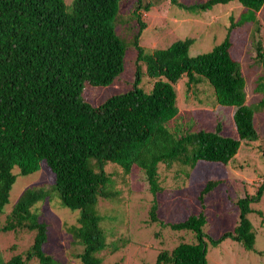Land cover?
I'll list each match as a JSON object with an SVG mask.
<instances>
[{"label":"trees","instance_id":"1","mask_svg":"<svg viewBox=\"0 0 264 264\" xmlns=\"http://www.w3.org/2000/svg\"><path fill=\"white\" fill-rule=\"evenodd\" d=\"M124 1L71 0L67 4L65 0H0V215L9 204L17 178L13 169L27 176L39 171L45 161L54 174L48 189L27 188L12 206L0 230L24 235L30 244L7 260L0 250V264H61L48 253L49 225L36 208L38 203L47 202L52 191L62 208L79 211L76 224L68 228L71 246L76 249L73 256L79 264H102L105 250L113 253L124 247L125 240L107 243V238L115 235L104 223L118 218L99 213V199L111 197L104 162L114 163L126 173L137 167L151 194L156 195L160 192V163L177 161L192 168L199 162L228 165L242 141L258 138L254 116L264 111V83L256 88L262 99L247 104L233 31L256 22L264 0H206L192 5L170 0L192 16L233 1L250 12L236 22L231 19L225 39L210 52L196 56L189 54L192 38L146 50L140 44L145 29L140 12L149 11L155 0H134L131 16L138 24L130 40L136 52L134 83L130 90L92 106L85 99L88 87H108L124 71L129 47L117 31ZM253 46L255 58L264 68L260 41ZM143 74L152 81L149 92L139 87ZM183 78L188 92L206 82L216 105L234 108L237 138L223 136L219 122L214 131L169 126L179 113L176 84ZM261 157L264 160V149ZM90 158L97 160L98 173L89 166ZM218 184L208 181L200 200ZM263 194L264 177L254 196L237 200L236 226L216 239L204 233L203 212L164 225L157 217L154 201L149 223L190 231L195 236L194 243L181 242L171 250L160 251L154 264H208V247H217L227 239L251 250L257 231L249 215L262 216L251 205Z\"/></svg>","mask_w":264,"mask_h":264},{"label":"rangeland","instance_id":"2","mask_svg":"<svg viewBox=\"0 0 264 264\" xmlns=\"http://www.w3.org/2000/svg\"><path fill=\"white\" fill-rule=\"evenodd\" d=\"M65 1L67 4L71 2ZM177 1L192 5L206 0ZM133 3L134 0L124 1L117 21V31L129 47L125 55L124 71L108 87H88L85 99L92 106L130 90L134 83L136 52L130 40L137 32L138 24L131 16ZM152 5L149 11L140 12L145 24L140 44L151 51L166 48L176 40L192 38L194 42L189 50L190 56L210 52L225 39L231 19L236 22L244 14L250 13L236 1L227 5H215L211 10L195 16L175 7L170 0H155ZM126 20H130V23L127 24ZM241 31H233L234 50H237L234 52L236 55L238 53L246 81V103L256 104L262 99V94L256 88L258 83H264V68L255 58L253 43L260 41L264 50V8L256 13V22L243 25ZM243 41L245 44L241 47ZM186 81L183 78L176 84L179 113L169 126H180L184 131H214L219 122L223 136L237 138L233 122L234 108L216 105L212 89L206 82L188 92ZM151 86L152 81L143 74L139 87L149 92ZM254 126L258 134L257 140L242 141L237 155L228 165L199 162L192 168L177 161L169 165L160 163L157 176L160 192L156 195L151 194L143 172L137 167L126 173L118 165L104 162L103 169L110 178L111 197L99 199V213L110 214L113 219L118 218L116 222L104 223L106 229L110 227L109 231L113 228L115 235L113 238L108 237L107 243L117 240L127 242L116 252L105 250L101 255L102 264H154L160 251L171 250L181 242H195V236L190 231H173L158 222L149 223V210L154 201L157 205V217L164 225L179 223L191 215L203 212L206 217L204 233L207 236L216 239L224 232L232 231L238 220L237 200L246 195L254 196L264 177V160L261 157V150L264 149V111L255 114ZM88 164L95 172H99L97 160L90 158ZM13 173L17 178L9 193V204L0 215V229L25 189H48L50 183L54 182V174L45 161L41 163L40 170L31 175L22 176L17 168L13 169ZM208 181H218L219 184L200 200ZM49 194L47 202L36 205L38 211L42 212L41 219L49 225V242L45 246L48 253L61 264H79L73 256L76 249L71 246L72 238L68 230L76 224L79 211L62 208L56 193L52 191ZM251 207L262 213V216L257 213L249 215L257 231L253 248L248 250L227 239L217 247H208V264H264V194ZM28 244L30 241L24 235L22 237L21 234L3 233L0 230V250L6 260ZM12 245L16 246L15 250H12Z\"/></svg>","mask_w":264,"mask_h":264}]
</instances>
